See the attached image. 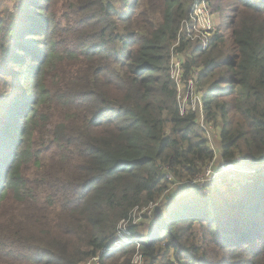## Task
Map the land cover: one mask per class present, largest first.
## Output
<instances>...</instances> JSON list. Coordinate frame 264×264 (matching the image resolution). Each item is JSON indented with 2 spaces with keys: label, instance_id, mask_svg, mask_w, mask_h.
<instances>
[{
  "label": "trees",
  "instance_id": "1",
  "mask_svg": "<svg viewBox=\"0 0 264 264\" xmlns=\"http://www.w3.org/2000/svg\"><path fill=\"white\" fill-rule=\"evenodd\" d=\"M192 3L34 4L39 53L38 34L17 33L28 0L0 18V110L11 109L0 115V264H264V0H206L215 29L204 50L177 36ZM176 42L222 158L249 173L204 193L188 182L213 154L195 115L179 113ZM27 60L35 96L20 104L7 97L25 85ZM172 185L184 192L162 211Z\"/></svg>",
  "mask_w": 264,
  "mask_h": 264
},
{
  "label": "built area",
  "instance_id": "2",
  "mask_svg": "<svg viewBox=\"0 0 264 264\" xmlns=\"http://www.w3.org/2000/svg\"><path fill=\"white\" fill-rule=\"evenodd\" d=\"M214 29L215 26L213 28L210 24V12L206 0H193L189 16L180 23L177 36L178 39L181 36L185 40L196 43L204 50ZM178 46V42L174 43L169 51V76L176 87L179 113L181 116L185 112L195 115L200 135L213 154L202 173L188 182L194 190L204 193L205 186L210 183L220 184L224 177L230 180L235 179L239 168L238 163L222 158L219 145L216 144L217 147L213 145L212 125L205 120L203 91L196 84V75L184 78L183 57L175 50ZM167 179L170 181L171 177L167 176ZM168 192L169 189L163 193V196Z\"/></svg>",
  "mask_w": 264,
  "mask_h": 264
},
{
  "label": "rangeland",
  "instance_id": "3",
  "mask_svg": "<svg viewBox=\"0 0 264 264\" xmlns=\"http://www.w3.org/2000/svg\"><path fill=\"white\" fill-rule=\"evenodd\" d=\"M20 1L21 0H17V1L16 0H0V18H2L3 20H6L7 14L13 10V7L16 6V2L20 3ZM28 4H29V7H27V9H26L27 14L25 15L26 18L22 19V21H20L22 26L20 25L21 27L18 29L17 33L20 34V32L23 29L27 28L29 30H33L34 34H38L37 36L32 37L31 42L34 43V45L32 46V49L39 53L40 49L38 48V44H37L38 42L37 41L39 40V38L42 37L41 34L44 32L45 27L40 28V27L33 25L34 24L33 21L36 20V17L43 14V13H39V12L35 13L36 11L33 9L34 4H39L40 6H51V7H53V0H50V2H48V3L44 2L43 0H28ZM60 7L61 6L58 5V12L60 10ZM214 17H215V15H212L210 13V24L213 28L215 26L214 25ZM37 28H39L38 31H37ZM23 39H24V36H23ZM23 43H24L23 40H21L20 43L18 44V46L24 45ZM14 54H15L14 51H12L10 56H13ZM230 54H232V53H230ZM35 68L36 67L32 66L31 61H28V60L26 61V67L24 69L25 71H22L25 74L17 79L18 81H21L25 85H23V87L17 86L13 90V92L11 94H9V96L7 97V98H9V100H12L15 97V95L18 94V98L21 101L20 104H23V101L28 102L30 99H32L35 96V94L32 91V90L36 89V82H35V80H33ZM30 72H31V74H29ZM52 75L53 74H49L45 79L46 84L48 85V88H50V89H53V85H55V83H56V77H55V75H53V76ZM51 76H52V78L50 80L49 77H51ZM9 102L12 103L13 101H9ZM3 105H4V103H2V98H0V106H3ZM10 111H11L10 106H7L6 109L1 108V110H0V115L4 116L5 122L7 120L8 112L10 114ZM19 115H20V113L18 115L14 116L12 119L11 118L9 119L10 120L9 128H12L14 126V124L16 123V119L19 117ZM9 128L7 127L6 129H4L5 131L3 134L6 135V133L9 131ZM212 134H213V145L215 147H217L218 146V129L212 127ZM8 139H9V133L7 135V138H5V140L7 141ZM37 141L38 140L35 139L34 143L39 144ZM3 143H4L3 139L0 138V145ZM11 144H12V140H8L5 143L4 147L8 148ZM216 144H217V146H216ZM1 158L5 159V157L3 156V154L0 150V159ZM217 159H218V156H217ZM238 164H239V175L241 177L247 176L249 174L248 170H245L244 167L243 168L240 167V166H242L241 163H238ZM29 165H30V163H29ZM176 187H179V186L172 185L171 188L169 189V192L167 193V195L166 194H165L166 196L162 195L161 198L159 199L158 204H156L157 206L158 205L160 206L162 211L168 209L169 206L173 203L174 199L176 198L175 196L179 195L181 190L178 191V188H176ZM183 192L180 194H183ZM165 198H169V199L165 200ZM168 202H171V203L168 205L167 204ZM156 205H154L153 208H155ZM150 212H151V209L150 210L134 211L132 214V217L134 218L133 224H140L142 222L146 223V220L143 221L144 219L142 217L143 216H150ZM153 212H154V210H153ZM141 229H143V227ZM136 258H137L136 264H141L142 261L140 262V259L138 257H136Z\"/></svg>",
  "mask_w": 264,
  "mask_h": 264
},
{
  "label": "crops",
  "instance_id": "4",
  "mask_svg": "<svg viewBox=\"0 0 264 264\" xmlns=\"http://www.w3.org/2000/svg\"><path fill=\"white\" fill-rule=\"evenodd\" d=\"M177 188V187H176ZM181 190V191H180ZM183 190H184V188H178V191H180V193H182L183 192ZM177 191V192H178ZM178 196V195H177ZM177 196H175V197H177Z\"/></svg>",
  "mask_w": 264,
  "mask_h": 264
},
{
  "label": "water",
  "instance_id": "5",
  "mask_svg": "<svg viewBox=\"0 0 264 264\" xmlns=\"http://www.w3.org/2000/svg\"><path fill=\"white\" fill-rule=\"evenodd\" d=\"M238 168H239V164H238Z\"/></svg>",
  "mask_w": 264,
  "mask_h": 264
}]
</instances>
